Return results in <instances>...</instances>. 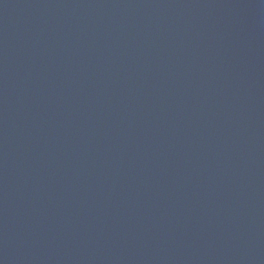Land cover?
<instances>
[{
  "label": "water",
  "instance_id": "water-1",
  "mask_svg": "<svg viewBox=\"0 0 264 264\" xmlns=\"http://www.w3.org/2000/svg\"><path fill=\"white\" fill-rule=\"evenodd\" d=\"M0 264H264V0H0Z\"/></svg>",
  "mask_w": 264,
  "mask_h": 264
}]
</instances>
